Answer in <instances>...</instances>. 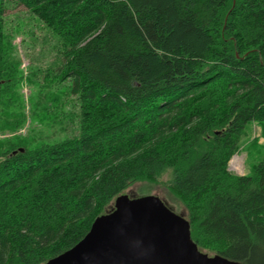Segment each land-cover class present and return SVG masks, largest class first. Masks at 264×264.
<instances>
[{
  "label": "trees",
  "instance_id": "1",
  "mask_svg": "<svg viewBox=\"0 0 264 264\" xmlns=\"http://www.w3.org/2000/svg\"><path fill=\"white\" fill-rule=\"evenodd\" d=\"M5 3L62 47L68 96L45 98L61 130L76 128L2 155L0 264H45L131 186L166 174L199 251L264 264V157L251 174L228 171L249 123L264 140V0H0V58ZM13 86L0 78V112Z\"/></svg>",
  "mask_w": 264,
  "mask_h": 264
},
{
  "label": "rangeland",
  "instance_id": "2",
  "mask_svg": "<svg viewBox=\"0 0 264 264\" xmlns=\"http://www.w3.org/2000/svg\"><path fill=\"white\" fill-rule=\"evenodd\" d=\"M2 24L3 30L12 36V43L11 47L6 46L9 56L0 58V78L13 79L14 86L10 107L0 112V159L11 144L21 142L29 149L42 144H55L73 136L76 128L73 122L67 130H61L60 114L45 98L49 93L67 98L66 90L71 84L70 81L59 82V52L62 47L57 39L23 6L13 3L7 5L2 13ZM68 110L74 111L72 106ZM263 142L262 126L249 123L239 152L229 161L228 171L236 176L251 174L264 157ZM235 157L241 160V171L231 166ZM168 178L169 174L164 175L160 183L154 186L136 183L125 194L131 198L157 196L177 214L185 217L182 204L174 200L164 186Z\"/></svg>",
  "mask_w": 264,
  "mask_h": 264
},
{
  "label": "water",
  "instance_id": "3",
  "mask_svg": "<svg viewBox=\"0 0 264 264\" xmlns=\"http://www.w3.org/2000/svg\"><path fill=\"white\" fill-rule=\"evenodd\" d=\"M45 264H242L199 251L188 221L157 196H118L74 247Z\"/></svg>",
  "mask_w": 264,
  "mask_h": 264
},
{
  "label": "bare ground",
  "instance_id": "4",
  "mask_svg": "<svg viewBox=\"0 0 264 264\" xmlns=\"http://www.w3.org/2000/svg\"><path fill=\"white\" fill-rule=\"evenodd\" d=\"M231 166L233 168H235V170L237 171H241L242 170V166H241V160L239 158H234L233 161H232V164Z\"/></svg>",
  "mask_w": 264,
  "mask_h": 264
}]
</instances>
